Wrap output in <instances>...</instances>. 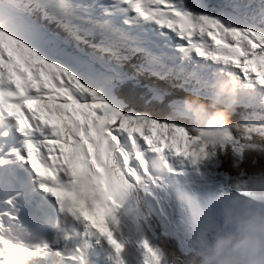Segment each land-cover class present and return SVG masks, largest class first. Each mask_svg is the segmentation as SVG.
Wrapping results in <instances>:
<instances>
[{"label": "snow or ice", "instance_id": "snow-or-ice-1", "mask_svg": "<svg viewBox=\"0 0 264 264\" xmlns=\"http://www.w3.org/2000/svg\"><path fill=\"white\" fill-rule=\"evenodd\" d=\"M261 187L264 0H0V264H196Z\"/></svg>", "mask_w": 264, "mask_h": 264}, {"label": "clouds", "instance_id": "clouds-1", "mask_svg": "<svg viewBox=\"0 0 264 264\" xmlns=\"http://www.w3.org/2000/svg\"><path fill=\"white\" fill-rule=\"evenodd\" d=\"M217 95L231 96L234 102L235 89L223 84ZM187 103L200 109L208 107L196 97ZM228 120L229 113L221 109L214 112L212 123L226 126ZM257 190L264 192V187ZM222 215L227 227L216 233L196 264H264V201H248L240 209L224 210Z\"/></svg>", "mask_w": 264, "mask_h": 264}]
</instances>
